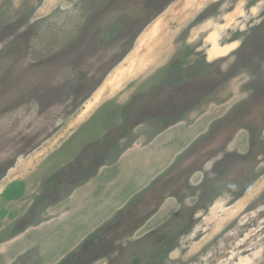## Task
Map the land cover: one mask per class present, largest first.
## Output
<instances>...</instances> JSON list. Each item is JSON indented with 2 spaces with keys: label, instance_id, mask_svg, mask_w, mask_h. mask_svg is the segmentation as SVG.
<instances>
[{
  "label": "rangeland",
  "instance_id": "1",
  "mask_svg": "<svg viewBox=\"0 0 264 264\" xmlns=\"http://www.w3.org/2000/svg\"><path fill=\"white\" fill-rule=\"evenodd\" d=\"M109 1L0 0V264H264V0Z\"/></svg>",
  "mask_w": 264,
  "mask_h": 264
},
{
  "label": "flooded vegetation",
  "instance_id": "2",
  "mask_svg": "<svg viewBox=\"0 0 264 264\" xmlns=\"http://www.w3.org/2000/svg\"><path fill=\"white\" fill-rule=\"evenodd\" d=\"M128 1H131L132 3H135V2H137V0H110L107 4H106V6H104L103 7V9H102V13H101V15L103 14V12H104V10H107V8L109 9L110 7H111V5L113 4V3H122V2H128ZM109 3H110V5H109ZM100 15V16H101ZM100 16H98V17H100ZM97 17V18H98ZM172 68H173V65H170V66H168V68H167V74H166V78L168 77V75H169V73L171 72V70H172ZM165 78V79H166ZM150 96V92H148V93H146V94H144V95H138L134 100H133V102H131L129 105H127L125 108H124V111L126 112V117H125V119H127L126 120V122H125V124L124 125H122V126H119V128H118V132H116L115 134H114V132L115 131H112V132H110L109 134H108V136H106L105 138H104V140H106L104 143H102V145H101V147H97L96 146V149H95V159L97 160V161H99L100 159H103L104 157H106V155L109 153V150H110V147L112 146V144H114V143H116V142H118L119 140H122V139H124V138H126L127 137V134L130 132V129H129V127L127 126L130 122L132 123V121L133 120H135V119H133V117H132V115H134L135 113H134V111H136V110H139V109H141V106L143 107V106H147V107H145L144 109H148V110H145L144 112H143V116H144V118L146 119V117H150V115H152L151 113H152V111L153 112H157L158 111V109H157V107L156 108H153L152 109V107L150 106V103H145V102H142L141 104H140V102H138V100L140 99V98H143L142 99V101H144V100H146L148 97ZM149 105V106H148ZM153 107H155V106H153ZM132 118V119H131ZM143 119V118H142ZM137 120H138V122H137ZM135 122H134V124H137V123H139V119H137ZM127 124V125H126ZM133 124V123H132ZM109 135H111V136H109ZM92 148H94V147H92ZM91 153H94V151L93 150H91V151H88V155H87V159L89 158V159H91V160H93V158H91L93 155H91ZM86 161H89V160H86ZM84 162V161H83ZM88 163H91V161H89ZM86 167H91L89 164H85V165H83V166H81L80 168L82 169V168H86ZM77 172H80V170H77Z\"/></svg>",
  "mask_w": 264,
  "mask_h": 264
},
{
  "label": "trees",
  "instance_id": "3",
  "mask_svg": "<svg viewBox=\"0 0 264 264\" xmlns=\"http://www.w3.org/2000/svg\"><path fill=\"white\" fill-rule=\"evenodd\" d=\"M25 193L26 183L24 181H15L4 190L1 197L5 201L12 202L21 199ZM6 215H9V213L0 211V219L4 218Z\"/></svg>",
  "mask_w": 264,
  "mask_h": 264
},
{
  "label": "bare ground",
  "instance_id": "4",
  "mask_svg": "<svg viewBox=\"0 0 264 264\" xmlns=\"http://www.w3.org/2000/svg\"><path fill=\"white\" fill-rule=\"evenodd\" d=\"M183 26V25H182ZM149 37V36H148ZM153 37V36H152ZM151 38V37H150ZM149 38V39H150ZM148 39V40H149ZM142 45V44H141ZM158 62V61H157ZM150 64V63H149ZM146 61H145V59L144 60H142V61H140V70H142V71H144V72H146V71H148L149 70V68L150 67H152V66H150ZM155 66V65H154Z\"/></svg>",
  "mask_w": 264,
  "mask_h": 264
},
{
  "label": "clouds",
  "instance_id": "5",
  "mask_svg": "<svg viewBox=\"0 0 264 264\" xmlns=\"http://www.w3.org/2000/svg\"><path fill=\"white\" fill-rule=\"evenodd\" d=\"M237 45H232L231 47H236ZM228 50H230V49H225L224 50V54H226V52L228 51Z\"/></svg>",
  "mask_w": 264,
  "mask_h": 264
}]
</instances>
